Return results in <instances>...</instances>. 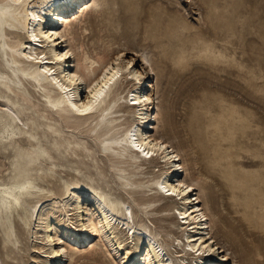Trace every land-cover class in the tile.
<instances>
[{
  "label": "bare ground",
  "instance_id": "obj_1",
  "mask_svg": "<svg viewBox=\"0 0 264 264\" xmlns=\"http://www.w3.org/2000/svg\"><path fill=\"white\" fill-rule=\"evenodd\" d=\"M81 1L0 0V157L8 159L0 162V240L11 264L26 235L33 242L25 246L31 264L77 262L84 257L77 253L82 241L95 256L91 235L116 264H227L230 252L211 232L197 177L157 132L158 106L146 75L153 70L150 58L125 44L90 51L85 39L93 33L80 26L82 17L99 13L93 15L99 31L104 18L114 17L98 0ZM74 6L80 17L72 12L69 20ZM132 53L140 58L138 68ZM241 73L228 63L224 83L240 94L252 92L256 82L246 90ZM83 134L105 156L120 191L148 221L158 216L161 230L135 223L131 205L92 180L70 182L60 175L75 176L67 170V163L78 162L71 156L83 158L92 149L79 145ZM155 161L161 168L148 172L146 165Z\"/></svg>",
  "mask_w": 264,
  "mask_h": 264
},
{
  "label": "rangeland",
  "instance_id": "obj_2",
  "mask_svg": "<svg viewBox=\"0 0 264 264\" xmlns=\"http://www.w3.org/2000/svg\"><path fill=\"white\" fill-rule=\"evenodd\" d=\"M98 3L114 18H104L99 31L93 16L99 13L82 17L80 26L93 33L90 39H85L86 47L98 51L108 44L114 50L121 48V44L133 45L132 48L148 55L153 70L147 68L146 75L158 106L157 132L181 151L187 171L191 177H197L201 205L204 204L210 217L211 232L230 252L227 264H264V0H107V5L98 0ZM76 6L68 16L74 12L80 17ZM76 31L78 38H82V28L78 26ZM132 54L139 60L135 64L138 68L140 58ZM228 63L242 69L240 82L246 90L256 82L252 92L240 94L224 83ZM20 115L25 121L23 113ZM127 119L130 121L132 117ZM77 139L79 145H92L90 137L84 134ZM87 154L83 158L73 155L71 159L78 162L67 163V170L75 176H67L65 172L60 175L70 182L92 180L99 190L128 202L135 223L145 221L152 231L161 230L159 225L163 224L158 216L148 221L142 209L120 191L105 156L93 145ZM63 155L67 156L58 154V158ZM3 161L8 159L0 157V162ZM146 166L148 172L161 168L156 161ZM53 190L58 192L57 186L53 185ZM119 236L126 239L125 232H119ZM20 238L18 258L13 264H31V249L26 250L25 246L33 245L32 238L29 235ZM89 238L97 245L95 256L88 252V242L82 241L77 253L84 257L77 262L68 259L66 264H116L103 253L95 235ZM0 259L2 264H11L1 240ZM45 263V259H40L36 264Z\"/></svg>",
  "mask_w": 264,
  "mask_h": 264
},
{
  "label": "snow or ice",
  "instance_id": "obj_3",
  "mask_svg": "<svg viewBox=\"0 0 264 264\" xmlns=\"http://www.w3.org/2000/svg\"><path fill=\"white\" fill-rule=\"evenodd\" d=\"M60 59H63V57H60ZM132 65H129V67H131ZM189 191H191V189H189ZM214 250V249H213Z\"/></svg>",
  "mask_w": 264,
  "mask_h": 264
}]
</instances>
